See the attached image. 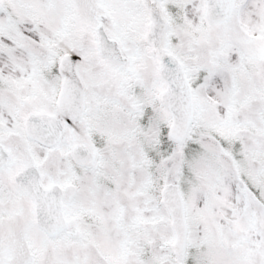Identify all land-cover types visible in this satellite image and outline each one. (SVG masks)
<instances>
[{"label":"snow or ice","instance_id":"obj_1","mask_svg":"<svg viewBox=\"0 0 264 264\" xmlns=\"http://www.w3.org/2000/svg\"><path fill=\"white\" fill-rule=\"evenodd\" d=\"M0 264H264V0H0Z\"/></svg>","mask_w":264,"mask_h":264}]
</instances>
